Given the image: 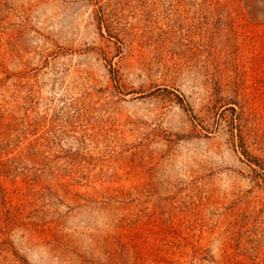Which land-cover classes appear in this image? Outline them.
Masks as SVG:
<instances>
[{
  "label": "rangeland",
  "instance_id": "1",
  "mask_svg": "<svg viewBox=\"0 0 264 264\" xmlns=\"http://www.w3.org/2000/svg\"><path fill=\"white\" fill-rule=\"evenodd\" d=\"M0 264H264V0H0Z\"/></svg>",
  "mask_w": 264,
  "mask_h": 264
}]
</instances>
